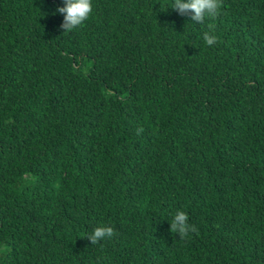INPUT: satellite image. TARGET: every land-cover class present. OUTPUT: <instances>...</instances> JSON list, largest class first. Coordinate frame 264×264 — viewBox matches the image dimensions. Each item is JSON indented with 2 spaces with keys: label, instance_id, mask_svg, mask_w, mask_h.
<instances>
[{
  "label": "trees",
  "instance_id": "obj_1",
  "mask_svg": "<svg viewBox=\"0 0 264 264\" xmlns=\"http://www.w3.org/2000/svg\"><path fill=\"white\" fill-rule=\"evenodd\" d=\"M173 3L0 0V264H264V0Z\"/></svg>",
  "mask_w": 264,
  "mask_h": 264
},
{
  "label": "clouds",
  "instance_id": "obj_2",
  "mask_svg": "<svg viewBox=\"0 0 264 264\" xmlns=\"http://www.w3.org/2000/svg\"><path fill=\"white\" fill-rule=\"evenodd\" d=\"M181 16H189L192 21L202 24L205 18L215 19L220 14L222 7V0H174L171 6ZM56 11L63 15V22L60 27L64 32H71L72 30L82 26L87 21L93 11L92 0H63V6L58 7ZM212 29L213 25H209ZM203 39L208 46L214 45L218 37L204 33ZM143 131L142 128L137 130V134ZM189 217L186 212L178 211L170 225L171 233H178L180 239L188 237L190 232L198 233L195 225L188 223ZM116 235L113 227L108 225H100L96 227L92 234L87 239L92 245Z\"/></svg>",
  "mask_w": 264,
  "mask_h": 264
}]
</instances>
